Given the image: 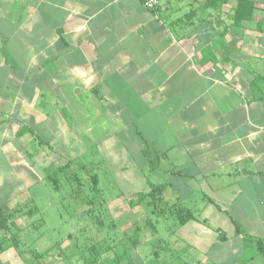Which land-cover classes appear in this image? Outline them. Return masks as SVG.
Instances as JSON below:
<instances>
[{
    "label": "crops",
    "instance_id": "obj_1",
    "mask_svg": "<svg viewBox=\"0 0 264 264\" xmlns=\"http://www.w3.org/2000/svg\"><path fill=\"white\" fill-rule=\"evenodd\" d=\"M239 1L0 0V208L120 155L112 202L163 185L192 211L168 234L190 264H264V0Z\"/></svg>",
    "mask_w": 264,
    "mask_h": 264
},
{
    "label": "rangeland",
    "instance_id": "obj_2",
    "mask_svg": "<svg viewBox=\"0 0 264 264\" xmlns=\"http://www.w3.org/2000/svg\"><path fill=\"white\" fill-rule=\"evenodd\" d=\"M91 150L94 148L90 147L89 151ZM93 157L84 156L85 159L79 163L93 161V166L89 167L90 174L95 173L103 185L101 205L95 203L100 200L99 197L92 204L87 203L88 197H91L94 191L90 190L87 184L90 179L86 172L77 171L81 178V183L78 184L73 179L74 172L70 171L71 168L56 176L53 172L56 167L51 166L47 177L60 178L57 189H54L48 180L40 181L38 185L28 189L30 196L26 197L30 199L26 202L27 206H36L38 212L31 215L22 213L17 221L15 219V226L11 227V232L7 235H15L18 247L5 250L4 254L0 255V263L119 264L118 260L128 259L133 264H184L183 261L190 264V257L173 245L171 236L174 235H168L169 226H172L171 219L159 217L156 221L155 215L151 214L153 206L146 202L147 199L133 207L128 204L130 197L118 204L112 202V199L116 200L118 196H130L132 191L125 188L127 186L122 178L123 174L115 169L117 162H123L124 158L120 155ZM55 159L56 164L64 161L60 156H55ZM72 166L78 167V164L74 162ZM135 169L131 170L130 175L138 180L135 186L138 188L141 180L136 179L139 166ZM153 174L159 180L164 179L158 173L152 172ZM77 188L79 192H75ZM17 189L12 186L5 195ZM22 201L25 200L19 198L7 205L15 207ZM136 224L141 229V243L134 247L130 236L131 229ZM9 242L5 239L4 244ZM35 251L46 254L37 257L34 255Z\"/></svg>",
    "mask_w": 264,
    "mask_h": 264
},
{
    "label": "trees",
    "instance_id": "obj_3",
    "mask_svg": "<svg viewBox=\"0 0 264 264\" xmlns=\"http://www.w3.org/2000/svg\"><path fill=\"white\" fill-rule=\"evenodd\" d=\"M213 1H217V0H213ZM244 4H247L244 0L239 1V6H242ZM73 163L74 162L69 161L64 165L56 167L55 169H53V172L56 174V176H58V175L66 173L71 168L72 170H70V171L74 172L73 179L76 180L78 182V184L81 183L80 182L81 178L78 176L77 171L86 172L89 179H90V180H88L87 184H88L90 190L94 191V194H92L91 197H88L87 203L92 204L93 202L96 201L95 199L99 197L100 200L95 202V203L101 205V203L103 202V197L101 196V193H102L101 188L98 187V184H97V178H96L97 175L95 173L93 175H91L90 169H89L90 165L93 166V164H91L93 162H87V163L76 162L78 164V167H75V166L71 167V165ZM48 174L49 173H47V175ZM48 179L50 180L52 187L54 189H57L58 182H59L60 178L54 179V178L48 177ZM75 192H79V189L77 188ZM144 200H146L147 203H149L153 206V213H151V214L155 215L156 221H157V218H159V217H163V219H165V220L169 218V219H171V225L172 226H175L176 224H182V223L190 220L192 215H193L191 209L184 206L180 202H175V203L174 202H168L164 196V186L161 184H150L149 190H147L146 192L136 193L134 198L129 199L128 204L133 207L135 204L141 203ZM88 211H89V213H91L90 209ZM33 212H38L37 207L33 206V205L27 206L26 204H24L23 206H18V207L13 208V209H8L6 207L0 208V231L6 232V231L10 230L11 227L15 225L14 221L18 217V215H20L22 213H25L27 215H31ZM152 225L154 227V224H152ZM236 228H237V231L240 232L239 227L236 226ZM140 230L141 229H140V226L138 224H136L134 226V228L131 229L132 235L130 236V240H131L132 246H134V247H137L141 243L140 239H139ZM9 239L12 240V242H14V244L17 243L16 237L14 234H10ZM43 254L44 253L34 252V255H36L37 257H40ZM155 256H157V254H155Z\"/></svg>",
    "mask_w": 264,
    "mask_h": 264
},
{
    "label": "built area",
    "instance_id": "obj_4",
    "mask_svg": "<svg viewBox=\"0 0 264 264\" xmlns=\"http://www.w3.org/2000/svg\"><path fill=\"white\" fill-rule=\"evenodd\" d=\"M143 5L149 9L156 8V5L158 4V0H141Z\"/></svg>",
    "mask_w": 264,
    "mask_h": 264
}]
</instances>
